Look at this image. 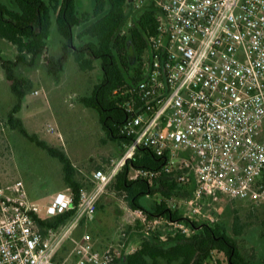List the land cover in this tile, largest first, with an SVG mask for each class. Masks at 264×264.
<instances>
[{"label":"built area","instance_id":"2783aa9c","mask_svg":"<svg viewBox=\"0 0 264 264\" xmlns=\"http://www.w3.org/2000/svg\"><path fill=\"white\" fill-rule=\"evenodd\" d=\"M129 11L157 10V31L140 66V80L125 87L128 141L119 162L92 175L75 207L71 189L58 192L44 208L31 203L22 181L0 189V264H113L118 248H99L84 234L59 259L75 228L97 212L116 174L140 149L164 160L160 168H135L128 179L153 183L172 176L191 194L177 205L181 221L131 211L147 231L169 228L186 237L191 221L219 219L204 209L221 197L264 201V0H127ZM54 128L49 126L48 132ZM210 199L212 203H206ZM184 207V208H183ZM214 208V207H213ZM75 210L60 229L38 220ZM165 241L164 235L160 237ZM134 249L132 252H134ZM212 264H219L216 257Z\"/></svg>","mask_w":264,"mask_h":264},{"label":"trees","instance_id":"16d2710c","mask_svg":"<svg viewBox=\"0 0 264 264\" xmlns=\"http://www.w3.org/2000/svg\"><path fill=\"white\" fill-rule=\"evenodd\" d=\"M12 1L17 5V10H11L0 2V39L17 50L14 60L0 57V67L13 99L8 126L59 161L62 165L64 189L73 191L76 207L79 190L82 187L90 190L92 183L89 187L81 183L67 154L30 133L17 117L28 90L32 87L31 81L22 77L21 70L36 67L45 58L48 74L59 82L69 58L83 72L92 70L94 62H99L101 80L89 96L79 98V103L97 113L99 123L109 140L119 141L124 150L123 145L128 143L121 132L127 118L123 104L125 87L140 80L142 60L148 51L150 39L157 31V10L154 6L143 9L124 33L130 13L127 0H94L91 12H80L77 0ZM54 23L63 39L62 50L58 56H47V40ZM77 28H80V32L76 37ZM76 38L82 42L81 45L76 44ZM132 55L135 57L134 65L131 64ZM129 164L140 169H155L160 168L164 160L151 151L140 149L115 177L111 187L114 192L124 196L132 210L142 209L149 217L164 216L169 220L181 221V210L174 201L190 196V189L178 185L172 176L153 183L144 179L130 181ZM156 195L160 200L154 202L151 210L146 209L142 199ZM74 213L73 209L37 222L41 231L46 234L47 228L60 230ZM234 223V237L218 222L208 225L191 221L190 226L194 232L190 237L169 228L165 231L156 230L148 236H144L142 232L136 250L126 255L119 252L113 264H212L214 257L219 264H253L242 256L235 238L243 234L246 225L240 222L237 215ZM136 227L139 231L145 228L139 221ZM129 231L131 227H127V232ZM162 235L165 236V241H161ZM99 248H103L102 245ZM218 256H222L223 260ZM260 264H264V260Z\"/></svg>","mask_w":264,"mask_h":264},{"label":"rangeland","instance_id":"374dc122","mask_svg":"<svg viewBox=\"0 0 264 264\" xmlns=\"http://www.w3.org/2000/svg\"><path fill=\"white\" fill-rule=\"evenodd\" d=\"M0 2L11 10L18 9L12 0ZM93 6L94 0H77L80 12H91ZM138 15L139 13L132 11L129 13L124 33ZM79 32L80 28H77L76 37ZM62 42L63 39L54 23L47 40V56L60 55ZM76 44L81 45L82 42L76 38ZM16 51L14 46L0 39V57L14 60ZM130 58L131 64L134 65V55ZM21 75L31 81L32 87L28 90L17 117L23 121L30 133L36 134L42 141L67 154L81 183L89 187L95 171H107L119 162L124 152L121 143L109 140L99 123L97 113L79 103V98L89 96L101 80L102 70L99 62H94L92 70L83 72L73 59L69 58L60 81L56 82L48 74L45 58H42L36 67L22 69ZM12 107V95L0 67V189L22 181L28 200L44 208L58 192L64 190L62 165L8 126V115ZM49 126L54 128L53 132H48ZM114 180L98 201L95 215L78 225L63 244L59 259L67 257L75 242L84 234H89L102 247L117 248L120 245L118 249L122 255L129 254L138 247L142 232L144 236L150 235L146 233V228L139 231L136 227L137 220L132 215L133 210L129 208L126 199L117 195L111 188ZM182 199L174 202L182 205ZM159 200L157 195L147 196L142 199V203L146 209L151 210L154 202ZM206 203L212 201L208 199ZM203 213L205 216L219 219L218 223L224 225L232 237L235 236L234 218L237 215L240 222L246 225L243 234L235 237L242 256L253 264H260L264 260V201L251 203L221 197L217 203L213 202L212 207L204 209ZM203 220L199 218L197 222ZM127 227H131V231L127 232ZM165 230L167 229H161ZM218 258L223 260L222 256Z\"/></svg>","mask_w":264,"mask_h":264}]
</instances>
